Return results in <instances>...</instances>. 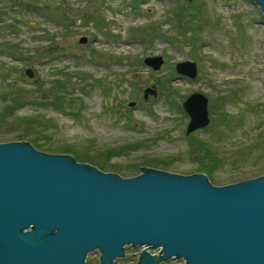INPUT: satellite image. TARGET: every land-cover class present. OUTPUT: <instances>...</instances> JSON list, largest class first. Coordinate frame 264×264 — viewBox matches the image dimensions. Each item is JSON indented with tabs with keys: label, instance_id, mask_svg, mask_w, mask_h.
Masks as SVG:
<instances>
[{
	"label": "rangeland",
	"instance_id": "1",
	"mask_svg": "<svg viewBox=\"0 0 264 264\" xmlns=\"http://www.w3.org/2000/svg\"><path fill=\"white\" fill-rule=\"evenodd\" d=\"M183 59L195 77L176 71ZM195 90L210 121L187 133L182 101ZM9 140L121 176L141 165L202 171L203 145L213 184L264 173V12L254 0H0V142Z\"/></svg>",
	"mask_w": 264,
	"mask_h": 264
},
{
	"label": "water",
	"instance_id": "2",
	"mask_svg": "<svg viewBox=\"0 0 264 264\" xmlns=\"http://www.w3.org/2000/svg\"><path fill=\"white\" fill-rule=\"evenodd\" d=\"M254 1L264 12V0ZM143 60L153 68L162 62ZM175 69L197 74L191 59ZM182 106L187 133L209 123L203 92L192 91ZM139 169L121 176L27 140L0 142V264H85L94 249L100 264H112L126 244L160 248L141 249L134 264L172 256L184 264H264V173L213 184L204 171Z\"/></svg>",
	"mask_w": 264,
	"mask_h": 264
},
{
	"label": "built area",
	"instance_id": "3",
	"mask_svg": "<svg viewBox=\"0 0 264 264\" xmlns=\"http://www.w3.org/2000/svg\"><path fill=\"white\" fill-rule=\"evenodd\" d=\"M130 246H132L133 248H137V247H139L138 249L139 250H137V249H131V250H129L128 249V247H127V244L124 246V254L122 255V256H118L117 258H122V259H126L127 260V262H128V264H134L136 261H137V258H138V255H139V251L141 250V249H143V248H145V249H147L150 253H157V252H159V250H160V248L159 247H155V248H152V247H149L148 245H146V244H141V245H131V244H129ZM92 251H97V252H99L97 249H94V250H92ZM91 251V252H92ZM88 255V254H87ZM99 258V257H98ZM117 258H115V259H117ZM172 258H176V259H181V260H183V264L185 263L184 262V259L183 258H181V257H174V256H172V257H170V258H168V259H166V260H164V261H162V262H160L159 264H163L165 261H167V260H169V259H172ZM114 259V260H115ZM114 260H113V262H114ZM85 264H87V256H86V259H85Z\"/></svg>",
	"mask_w": 264,
	"mask_h": 264
},
{
	"label": "trees",
	"instance_id": "4",
	"mask_svg": "<svg viewBox=\"0 0 264 264\" xmlns=\"http://www.w3.org/2000/svg\"><path fill=\"white\" fill-rule=\"evenodd\" d=\"M38 146H40L39 144H37ZM203 147L205 148V155L207 156V160H206V162H203V163H201L200 164V166L198 167V169L199 170H202V171H204V172H206L207 173V175H208V177H209V179H210V173H211V169L215 166V164H216V160L214 159V157L211 155V154H209V148L208 147H206V146H204L203 145ZM69 151H71L69 148H67ZM208 149V150H207ZM73 154H71L74 158H78L79 157V154H75L74 152H72ZM70 154V153H69ZM93 159V157H88L87 158V160H92ZM90 164H92V163H90ZM93 165H96L97 167H99L100 165L99 164H97L96 162H95V164H93ZM100 168V167H99ZM195 172H197V171H195Z\"/></svg>",
	"mask_w": 264,
	"mask_h": 264
},
{
	"label": "bare ground",
	"instance_id": "5",
	"mask_svg": "<svg viewBox=\"0 0 264 264\" xmlns=\"http://www.w3.org/2000/svg\"><path fill=\"white\" fill-rule=\"evenodd\" d=\"M91 252V251H90ZM85 259H86V256H85Z\"/></svg>",
	"mask_w": 264,
	"mask_h": 264
}]
</instances>
